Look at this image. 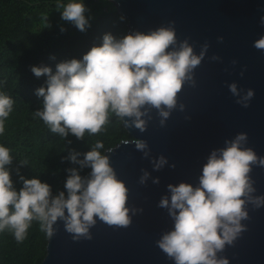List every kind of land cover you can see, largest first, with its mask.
I'll use <instances>...</instances> for the list:
<instances>
[{"label": "clouds", "instance_id": "clouds-1", "mask_svg": "<svg viewBox=\"0 0 264 264\" xmlns=\"http://www.w3.org/2000/svg\"><path fill=\"white\" fill-rule=\"evenodd\" d=\"M56 7L63 9L61 18L79 31L90 27L83 0L58 2ZM261 24L264 25V17ZM218 39L222 42L223 37ZM253 46L264 50V36L254 41ZM208 48L205 43L197 54L187 39L178 42L174 22L147 33L133 30L120 38L107 33L102 44L93 46L82 59L58 63L55 74L48 66L31 67L37 78L47 76L46 86L35 91L38 98H43V107L34 111V116L61 138L71 133L78 140L84 139L85 132L89 135L106 132L110 113L125 128L143 132L155 109L160 125L164 126L177 108L182 86L185 83L195 86L194 70ZM211 59L215 61L220 57L213 55ZM228 88L237 97V104L249 106L254 96L252 89H240L235 82ZM13 103L9 95L0 92V135L5 131ZM179 109L183 111L184 105L180 104ZM122 143L134 144L145 158L149 157L150 149L145 140H123ZM224 143L223 148L213 149L208 155L197 185L168 184L167 194L158 202L157 207L167 210L173 228L165 231L156 244L174 264H229L228 259L218 253L246 231L242 221L249 219L247 205L264 207V196L254 194L255 182L250 176L253 165L264 167V157L245 147L246 133H238ZM103 149V142L97 140L91 150L83 154L82 160L78 159L80 153L70 151L64 159L78 164L79 169H66L64 190L53 195L51 185L39 178L26 179L19 167L15 172L22 187L17 191L11 179L12 169L8 167L13 157L9 148L0 145V231L9 230L21 243L34 220L48 238L55 234L54 225L58 221H63L65 230L73 234L75 240L91 239L90 228L97 218L109 226L128 227L132 216L143 209L126 206L129 190L117 178L110 157L105 154L113 149L102 152ZM151 163L153 170L159 171L168 160L161 155ZM26 165L27 160H20V166ZM170 167L175 168V164ZM86 168L91 171L82 176L80 172ZM149 176L143 171L139 183L145 184ZM152 182L158 184L159 178Z\"/></svg>", "mask_w": 264, "mask_h": 264}, {"label": "water", "instance_id": "water-1", "mask_svg": "<svg viewBox=\"0 0 264 264\" xmlns=\"http://www.w3.org/2000/svg\"><path fill=\"white\" fill-rule=\"evenodd\" d=\"M110 1L127 19L128 33H147L174 22L178 42L187 39L197 54L205 43L209 48L194 70L195 86H182L177 108L164 126L153 109L145 131L126 128L131 137L123 140H145L149 157L145 158L134 144H123V140L109 147L111 153L105 152L117 178L129 190L126 206L143 211L132 216L128 227L109 226L97 218L90 228L91 239H73L63 221H58L40 264H174L156 244L165 231L173 228L167 210L157 207L167 194V185H197L210 152L223 148L225 140L238 133L247 134L245 147L264 157V50L253 46L264 36V0ZM219 37H223L222 42ZM213 55L220 59L212 60ZM233 82L240 89L254 91L247 108L237 104V97L229 91L228 85ZM161 155L168 164L155 171L151 161ZM172 164L175 168L170 167ZM143 171L150 176L141 185ZM250 176L255 182L254 194L264 196V167L253 165ZM157 177L159 183L154 184ZM247 211L249 219L242 221L246 231L218 253L229 264H264V207L248 204Z\"/></svg>", "mask_w": 264, "mask_h": 264}, {"label": "trees", "instance_id": "trees-1", "mask_svg": "<svg viewBox=\"0 0 264 264\" xmlns=\"http://www.w3.org/2000/svg\"><path fill=\"white\" fill-rule=\"evenodd\" d=\"M58 2L67 4L70 0H0V92L14 101L5 131L0 135V145L9 148L13 157L8 167L12 169L11 179L17 191L22 187L15 172L18 167L26 179L39 178L51 185L55 195L64 190L66 169H79L78 164L64 159L70 151L80 153L78 159L82 160L97 140L103 142V152L131 137L111 113L106 132L94 135L85 132L83 140L71 133L61 138L34 116V111L43 107V98H38L35 91L46 86L47 76L37 78L32 66H48L55 74L58 63L82 59L93 46L102 44L105 34L111 33L116 38L128 34L127 19L110 0H83L90 23L84 32L61 18L63 9H57ZM20 160H27L28 165L20 166ZM90 171L86 168L80 174L84 176ZM47 241V235L35 220L21 243L9 230L0 231V264H40Z\"/></svg>", "mask_w": 264, "mask_h": 264}]
</instances>
